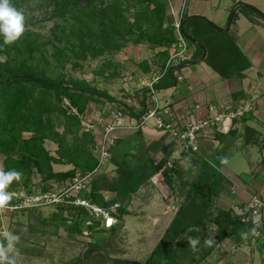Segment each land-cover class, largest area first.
I'll return each instance as SVG.
<instances>
[{"label":"trees","instance_id":"trees-1","mask_svg":"<svg viewBox=\"0 0 264 264\" xmlns=\"http://www.w3.org/2000/svg\"><path fill=\"white\" fill-rule=\"evenodd\" d=\"M30 1L32 0H11V3L20 9ZM132 1L139 4L138 6L135 3L129 7L137 10L133 15L135 23H130L122 14L121 0H113L107 5L105 0L99 1L100 3L93 0H38L39 9L54 7L50 19L56 15H60L63 19V22L58 23L55 28L65 31L67 16H70L68 22L71 21L72 32L66 37V44L71 46L65 45L60 48L55 45L54 58L64 63L78 58L85 60L88 52L95 56V53L99 54V50L108 46H111L108 50L109 52L111 50L110 53L116 52L123 44L132 41L135 44L148 43L153 48H166L159 53L163 62L161 60L156 63L157 68L163 70L169 55L168 48L176 40L173 23L168 22L171 26L169 24L165 29L163 27L165 22L169 21L166 14L167 4L165 0ZM81 2L86 5L81 7ZM245 8L253 14L257 13L249 6ZM78 13L80 15H77ZM74 25L79 30L73 29ZM181 31L190 47H195L191 60L195 62L201 60L205 50L207 55L204 61L223 79H243L244 72L251 67L249 59L230 32L220 30L207 18L202 16L190 18L185 15ZM34 35L20 37L10 45L4 44V38L0 39V56L5 57L4 60L0 58V154L6 157V170L7 172L20 170L19 173L22 174L21 170H25V167L30 172L36 168L42 174L47 171L46 178L60 181L73 179L77 169L82 176L94 173L99 164L98 156L91 151V146L96 147L94 136L85 134L80 139L76 138L77 142L70 146L64 135L54 128L52 113L58 111L64 115L68 127L66 133H68L72 131V127L81 125L80 115L86 113L91 103L96 106H105L118 101L93 87L86 80L67 79L66 74L53 67L44 55L42 60L47 69L35 63L37 59L34 54L44 43L36 42V39L43 38L40 33L36 34L34 41H31ZM190 38L196 40L202 48L195 46L189 40ZM57 40L63 41L58 38ZM97 45L101 49H96ZM15 49L16 54L13 53ZM78 66L79 63L75 62L74 67ZM175 72L176 69L171 68L156 88L162 89L173 85L176 80ZM145 93L146 89L135 95L140 102V107L144 105ZM64 99L69 102L70 109L76 110L75 113L69 114L68 109H62L59 106ZM129 112L134 115L136 112L141 113L139 109L135 112L132 108L126 111V113ZM24 133L33 135L26 139L23 137ZM45 140L57 143L61 159L74 164L75 168L67 173H53L50 164L51 162L59 163L60 159L49 155L44 148ZM18 153L25 159L22 161L13 159ZM167 159L168 156L150 169L148 165L131 167L119 163L118 187H113L107 174H97L93 177L94 181L90 183L92 190L90 194L86 193V198L92 204L109 212L110 206L119 204L117 211L123 216L129 214L125 206L126 201L162 170ZM221 165L214 158L200 160L199 173L195 181L188 184L189 190L184 202L150 257L143 264H181L183 260L177 254L178 250L182 248L181 251H184L183 248L186 246L184 244L190 239L199 241L196 248L203 246L201 253L203 260L212 252L211 249L207 250L208 246L205 243L210 227L216 228L215 234L218 241L232 238L242 231L246 224L235 217L232 210L215 208V202L221 196L224 183V176L220 172ZM174 167L172 166L173 170ZM166 180L169 184L173 182L168 174H166ZM102 191L115 192L116 196L112 200L106 199ZM110 215L118 219L117 214L110 212ZM79 224V221H76L75 226ZM132 264L141 263L133 261ZM184 264H199V261H195L192 257Z\"/></svg>","mask_w":264,"mask_h":264},{"label":"rangeland","instance_id":"rangeland-1","mask_svg":"<svg viewBox=\"0 0 264 264\" xmlns=\"http://www.w3.org/2000/svg\"><path fill=\"white\" fill-rule=\"evenodd\" d=\"M93 1L100 3L101 0ZM111 1L113 0H105L106 5ZM129 1L131 2L129 3ZM187 2V10L192 11L193 9L194 12L204 13L214 18L219 26H226L224 18L227 15L224 9L226 4L233 1L223 0L220 3V0H188ZM244 2L243 4L257 8L254 6L255 4L264 9V0H244ZM38 3V0H32L24 8L17 9L22 10L25 16V31L21 37L35 34L31 37V41H34L36 34L40 33L43 36V38L36 39L37 44L42 42L44 45L41 44V48L35 52L34 55L37 59L35 63L47 69L42 60V55H44L53 67L66 74L67 79L86 80L90 85L107 93L116 101L128 99L133 94L142 92L146 89L145 85L150 84L155 77L161 76L159 83L165 79L171 68L177 70L183 63L181 53L183 47L180 48L177 36L175 42L168 48L169 55L163 70L157 68L156 63L162 60L159 53L165 51L166 48H153L148 43L135 44L132 41L123 44L116 52L110 53L111 50L110 52L108 50L111 46H108V48L104 47L103 50H99V54L95 53V56L88 52L85 60L78 58L66 63L58 61L54 58V46L61 48L67 45L66 37L72 32L71 21L68 22L70 16H67L68 24L67 22L65 24L67 28L62 31V29L55 28L58 23L63 22L61 16L56 15L52 19L49 18L54 7L39 9ZM135 3L139 6L138 2L121 0L122 14L128 18L130 23H135L133 15L137 10L134 7L129 8ZM165 3L169 21H166L163 27L165 29L172 22L174 28L180 9L174 10L172 0H165ZM85 5L86 3L81 2V7ZM245 12H248L247 8H241L237 17H242V13ZM73 29L79 30L75 25ZM3 38V35H0V39ZM57 38L63 39V41L59 42ZM187 45L191 60L190 51L195 47ZM69 46L71 45H67V47ZM96 49L101 48L97 45ZM13 53H17L16 49ZM0 58L5 59L4 56H0ZM75 62L79 63L77 68L74 67ZM62 66H64V70H62ZM59 106L62 109H68L69 114L76 112L75 109H70V104L66 99L61 101ZM95 107V104L91 103L86 113L80 115L81 125L72 127V131H68V133H66L68 130L66 120L61 112L52 113V124L56 131L64 135L70 146L77 142L76 138L80 139L85 134H92L96 147L91 146V151L98 156L97 146L101 130L97 126L91 128L90 125L92 122L95 123V119L97 120L103 111L99 108L95 109ZM32 135V133H24L23 137L29 139ZM44 148L50 156L60 159L59 163L51 162L50 167L53 173H67L75 168L74 164L61 159L57 143L45 140ZM13 159L22 161L25 158L18 153ZM5 163L6 157L0 154V169L7 173ZM21 173L19 180L14 179L6 187L5 191L10 193L12 198L7 206L0 210V244L7 246L8 240L4 233H11L19 237V240L14 242V247L19 253L18 256H15L16 264H132L133 261L143 264L161 240L173 217L172 211L163 210V207L152 210L148 206L146 208L141 206L139 209L133 208L128 212L129 214L123 216L117 211L119 204L110 206V212L117 214L118 219H114L110 212L104 209L102 212L96 213L95 209L98 206L96 207V204H92L86 198L87 194L91 193L90 183L94 181L95 173L82 176L77 169L73 179L64 181L48 179L46 178L47 171L42 174L36 168L30 172L25 167ZM195 174H188L187 186L195 181L197 176ZM117 182L118 176L112 181L114 188L118 187ZM77 185L82 187L81 190L76 189ZM164 187V189L162 186L160 188L161 198L167 195L166 191H169L166 186ZM102 192L104 195V191ZM77 197L80 200H85L89 205L86 207L74 205L73 202L77 200ZM105 198L107 199L106 196ZM150 198L153 197L150 196ZM108 199L112 200L113 198L109 197ZM109 216L115 220L112 227L106 226ZM158 219H160L159 223ZM76 221H79L80 224L75 226ZM215 233L213 227L207 232V240L212 241L210 246L207 245V250L213 251L217 246L218 240ZM184 245H186L183 248L184 251L178 247L181 250H178L179 253H177L183 260L181 264L189 262L192 257L200 264L203 246L193 250L190 241ZM9 255L14 254L10 253ZM215 261V256H212L208 263Z\"/></svg>","mask_w":264,"mask_h":264},{"label":"crops","instance_id":"crops-1","mask_svg":"<svg viewBox=\"0 0 264 264\" xmlns=\"http://www.w3.org/2000/svg\"><path fill=\"white\" fill-rule=\"evenodd\" d=\"M172 1L175 11L181 9L182 0ZM232 1L224 9L227 15L224 18L226 26H219L214 18L204 13L187 10L188 2L185 15L205 16L225 29L234 8L244 2ZM245 6L237 10L229 30L251 63V67L244 72L243 79H223L202 58L196 62L190 60L181 64L176 72L183 79L178 81L175 77L173 85L157 89V93L162 117L167 122L182 123L186 119L204 118L212 114L209 111L212 106L231 109L245 103L252 104L253 109L241 119L235 120L228 133H218L212 140L203 142L199 153L183 154L180 158L174 157L175 148L171 135L154 127L152 123L137 131L128 128L116 130V143L110 151L111 159L98 174L105 173L113 181L118 176L119 163L131 167L148 165L150 169L168 156L162 170L126 201L128 211L141 206L151 207L152 210L163 207V210L172 211L173 220L189 190L186 184L188 174L198 175L200 160L203 158H214L222 164L220 172L224 176V183L215 208L243 210L253 195L259 196L264 202V17L249 10L242 13V17H237V13ZM254 6L264 15V9L255 4ZM190 52L193 55L195 49ZM109 106L99 105L95 109L107 111ZM170 164L175 166L174 170L169 167ZM166 174L172 177L171 184L167 182ZM163 185L169 191L161 198L160 188L162 186L164 189ZM104 195L107 199L115 198L116 193L104 191ZM151 199L153 201L150 202ZM148 202L151 203L150 206ZM251 237V227L244 225L242 231L234 237L217 241L216 248L200 264H209L212 256H215L216 261L210 264H264V234L254 245L251 244Z\"/></svg>","mask_w":264,"mask_h":264},{"label":"built area","instance_id":"built-area-1","mask_svg":"<svg viewBox=\"0 0 264 264\" xmlns=\"http://www.w3.org/2000/svg\"><path fill=\"white\" fill-rule=\"evenodd\" d=\"M183 5L178 13V17L174 23V29L176 36L179 40L180 48L183 47L181 53L183 55V63L190 61L189 47L184 35L182 34V21L185 17V8L188 0H182ZM188 50V51H187ZM177 56V55H176ZM178 81L183 79V76L174 74ZM160 77H155L153 81L145 85L146 93L144 96V105L140 107L139 101L133 94L128 99L118 101L115 104H110L107 111H103L99 115L98 119H95V123L92 122L91 128L94 126L100 128L99 142L97 146L99 164L94 172L96 174L104 168L111 159V148L116 143L114 133L120 128H128L132 130H140L145 125L152 123L154 127L167 131L172 138L174 145V157L180 158L183 154L199 153L203 142L212 140L218 133H228L231 129L232 123L235 120L241 119L245 114L249 113L253 109L252 104L242 103L231 109H224L219 106H212L209 111L212 114L207 115L201 119H186L182 123H175L173 121H165L162 117V109L159 106V97L157 93L156 85ZM141 109V113L136 112V115L132 112L126 113L129 109ZM169 167H172L170 164ZM82 187L76 186L77 190H81ZM76 206L86 207L89 205L85 200H77L73 202ZM97 207V206H96ZM97 212H102L103 209L98 207L95 209ZM264 202L257 195H253L245 207L241 210L234 209V215L240 219L243 224L249 225L252 229L251 244L254 245L257 239L264 234ZM110 217V216H109ZM109 221V218L107 219Z\"/></svg>","mask_w":264,"mask_h":264},{"label":"clouds","instance_id":"clouds-1","mask_svg":"<svg viewBox=\"0 0 264 264\" xmlns=\"http://www.w3.org/2000/svg\"><path fill=\"white\" fill-rule=\"evenodd\" d=\"M25 31V16L22 10H17L11 3V0H0V35L4 37V44L10 45L17 41ZM20 173L11 171L5 173L0 169V210L4 209L11 200L12 195L5 191L6 187L14 180L20 179ZM8 240L7 246L0 244V264H16L15 256L19 253L14 247V242L19 237L11 233H4ZM199 243L196 239H190V244L195 250ZM207 245H211L212 241H205ZM14 254L10 256L9 254Z\"/></svg>","mask_w":264,"mask_h":264},{"label":"water","instance_id":"water-1","mask_svg":"<svg viewBox=\"0 0 264 264\" xmlns=\"http://www.w3.org/2000/svg\"><path fill=\"white\" fill-rule=\"evenodd\" d=\"M242 6H245L244 4H240V5H238V6H236L235 8H234V10H233V12H232V14H231V17H230V20H229V23H228V27L227 28H225V29H223V28H219L220 30H222V31H224V32H228L229 30H230V27H231V25H232V23H233V20H234V17H235V14H236V12H237V10L240 8V7H242ZM251 7V6H250ZM255 12H257L258 14H260L261 16H263L264 17V15L258 10V9H256L255 7H251ZM193 17H197V16H193ZM191 18V17H190ZM195 46H197V47H201L202 48V46L196 41V40H194V39H192V38H190L189 39ZM206 51L204 50V54H203V59L206 57Z\"/></svg>","mask_w":264,"mask_h":264},{"label":"bare ground","instance_id":"bare-ground-1","mask_svg":"<svg viewBox=\"0 0 264 264\" xmlns=\"http://www.w3.org/2000/svg\"><path fill=\"white\" fill-rule=\"evenodd\" d=\"M109 218V221L107 223V227H112L114 226V223H115V220L112 218V217H108Z\"/></svg>","mask_w":264,"mask_h":264}]
</instances>
